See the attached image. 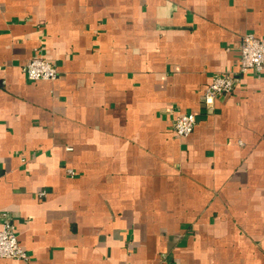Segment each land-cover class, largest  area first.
I'll return each instance as SVG.
<instances>
[{
  "label": "crops",
  "instance_id": "1",
  "mask_svg": "<svg viewBox=\"0 0 264 264\" xmlns=\"http://www.w3.org/2000/svg\"><path fill=\"white\" fill-rule=\"evenodd\" d=\"M244 34L264 0H0V264H264V69L202 104Z\"/></svg>",
  "mask_w": 264,
  "mask_h": 264
},
{
  "label": "built area",
  "instance_id": "2",
  "mask_svg": "<svg viewBox=\"0 0 264 264\" xmlns=\"http://www.w3.org/2000/svg\"><path fill=\"white\" fill-rule=\"evenodd\" d=\"M264 69V38L244 34L240 38L239 65L232 73L215 74L202 93V104L206 110L214 107L216 99L230 95L239 77L250 72L259 73ZM28 81H54L57 69L53 63L39 56L33 57L23 67ZM193 114H180L173 123V131L178 137H187L195 127ZM71 173V171H69ZM0 259L26 260V253L20 247L14 233L13 222L8 213L0 215Z\"/></svg>",
  "mask_w": 264,
  "mask_h": 264
}]
</instances>
